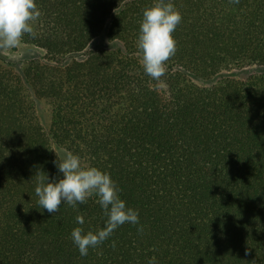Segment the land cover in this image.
I'll return each instance as SVG.
<instances>
[{"label":"trees","instance_id":"1","mask_svg":"<svg viewBox=\"0 0 264 264\" xmlns=\"http://www.w3.org/2000/svg\"><path fill=\"white\" fill-rule=\"evenodd\" d=\"M36 2L22 41L45 54L16 80L0 66V264H264V0H171L182 21L159 80L137 48L155 0ZM28 91L49 101L48 131ZM54 144L110 173L143 231L125 223L81 256L72 229L107 217L95 196L38 209Z\"/></svg>","mask_w":264,"mask_h":264},{"label":"clouds","instance_id":"2","mask_svg":"<svg viewBox=\"0 0 264 264\" xmlns=\"http://www.w3.org/2000/svg\"><path fill=\"white\" fill-rule=\"evenodd\" d=\"M232 2L238 3V0ZM40 14L36 0H0V48L18 47L25 34L35 38L33 25ZM181 21L182 15L171 0H155L143 10L137 48L142 52L143 70L153 80L165 74L166 61L176 53L173 33ZM53 163L60 174L58 177L49 179L48 175H41V171L35 174L38 209L54 215L62 203L75 207L95 196L107 217L103 226L96 230L72 229L70 237L81 256L103 244L125 223L137 225V230L143 231L138 210L121 198L110 173L96 166H83L80 157L71 151ZM76 223L83 225L84 217L77 215ZM148 264H157L156 258H150Z\"/></svg>","mask_w":264,"mask_h":264},{"label":"rangeland","instance_id":"3","mask_svg":"<svg viewBox=\"0 0 264 264\" xmlns=\"http://www.w3.org/2000/svg\"><path fill=\"white\" fill-rule=\"evenodd\" d=\"M109 41L104 37L99 38V40L91 44V48H97L100 45H107ZM45 54L40 47H37L30 43H22L13 49H3L0 48V66L3 68H10L12 71V79L16 80V75H18L17 66H24L28 60L33 57H41ZM252 71L251 68H246L242 70H236L235 73L242 78L247 76ZM28 99L30 104L33 106L36 116L38 117L41 125L45 131H48L51 124V105L49 101L45 98L36 97L34 94L28 91ZM54 151L56 152L58 158L63 157V155L68 152V150L58 144H54Z\"/></svg>","mask_w":264,"mask_h":264}]
</instances>
